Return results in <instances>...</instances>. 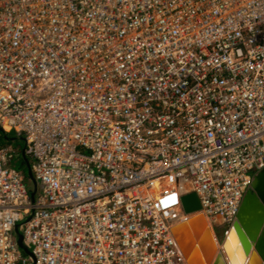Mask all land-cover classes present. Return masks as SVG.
I'll list each match as a JSON object with an SVG mask.
<instances>
[{"label": "built area", "instance_id": "1", "mask_svg": "<svg viewBox=\"0 0 264 264\" xmlns=\"http://www.w3.org/2000/svg\"><path fill=\"white\" fill-rule=\"evenodd\" d=\"M0 130V264H188L264 168V0H0Z\"/></svg>", "mask_w": 264, "mask_h": 264}, {"label": "water", "instance_id": "2", "mask_svg": "<svg viewBox=\"0 0 264 264\" xmlns=\"http://www.w3.org/2000/svg\"><path fill=\"white\" fill-rule=\"evenodd\" d=\"M0 133L2 134L1 130ZM3 137L4 140L10 142L18 140L16 137ZM21 158L29 176L31 187L30 196L33 202L37 185L30 173V168L23 150ZM182 208L185 214L197 212L199 210V202L196 195L190 194L183 197ZM197 228L203 235V242L197 240L199 233L194 232ZM231 228L237 234L245 256L250 254L251 248L253 247L251 256L246 260L245 264H264V168L254 176ZM173 233L188 264H230L229 260H227L228 257L225 249L227 235H225L223 241L220 243L221 250L217 251L218 254L214 256L218 246L213 242L214 237L206 225L200 220V216L193 217L176 226L173 229ZM15 234L19 247L24 253L30 254L28 248L23 243L19 226L15 229Z\"/></svg>", "mask_w": 264, "mask_h": 264}, {"label": "bare ground", "instance_id": "3", "mask_svg": "<svg viewBox=\"0 0 264 264\" xmlns=\"http://www.w3.org/2000/svg\"><path fill=\"white\" fill-rule=\"evenodd\" d=\"M196 217V216H194ZM191 218H193V216H181L180 220L176 222L175 227L180 225L181 223L185 222L186 220H190ZM200 220L206 225V227L209 229L210 233L213 235V242L215 244H217L218 248L216 250V253L214 256H216L218 254L217 251L221 250V245H218L217 239H216V235L214 233L211 232V229L208 225V222L206 220V218H204V216L200 215ZM233 224V223H232ZM231 224V226H232ZM231 226L229 227L226 235H227V244L225 245V249L227 252V257L229 260V263H233V264H245L246 260L251 256V253L253 251V247L251 248V252L248 256H245L243 253V249L240 243V240L237 236V234L235 233L234 229L231 228ZM194 232H198L199 233V238H197V240L199 242H203V235L200 232V230L197 228V230H195ZM215 258V257H214ZM241 261V263H240Z\"/></svg>", "mask_w": 264, "mask_h": 264}, {"label": "rangeland", "instance_id": "4", "mask_svg": "<svg viewBox=\"0 0 264 264\" xmlns=\"http://www.w3.org/2000/svg\"><path fill=\"white\" fill-rule=\"evenodd\" d=\"M8 137H9V138H12V137H13V134L9 135ZM7 143L10 144V143H12V142L4 140L3 135L0 133V145H5V144H7ZM12 144L17 145V146L20 147V148H23V143H22L21 141H19V140L13 142ZM20 168L23 170V172H24L25 176L27 177V179H29V176H28V173H27V169H26V167H23V166L21 167V166H20ZM217 242H218V241H217ZM218 245H219V243H218Z\"/></svg>", "mask_w": 264, "mask_h": 264}, {"label": "flooded vegetation", "instance_id": "5", "mask_svg": "<svg viewBox=\"0 0 264 264\" xmlns=\"http://www.w3.org/2000/svg\"><path fill=\"white\" fill-rule=\"evenodd\" d=\"M222 230H223V228H222ZM224 237L225 236H223V235H219V236L216 237V239L219 242V244L223 241Z\"/></svg>", "mask_w": 264, "mask_h": 264}]
</instances>
